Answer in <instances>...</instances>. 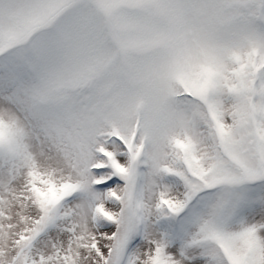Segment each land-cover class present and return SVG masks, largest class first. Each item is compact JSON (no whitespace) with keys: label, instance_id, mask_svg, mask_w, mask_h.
Segmentation results:
<instances>
[{"label":"snow or ice","instance_id":"1","mask_svg":"<svg viewBox=\"0 0 264 264\" xmlns=\"http://www.w3.org/2000/svg\"><path fill=\"white\" fill-rule=\"evenodd\" d=\"M0 264H264V0H0Z\"/></svg>","mask_w":264,"mask_h":264}]
</instances>
